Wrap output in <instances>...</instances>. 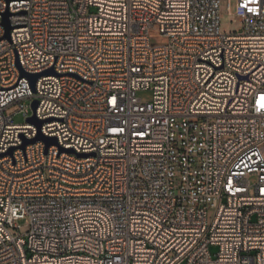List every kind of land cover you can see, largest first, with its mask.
<instances>
[{"label": "built area", "instance_id": "2783aa9c", "mask_svg": "<svg viewBox=\"0 0 264 264\" xmlns=\"http://www.w3.org/2000/svg\"><path fill=\"white\" fill-rule=\"evenodd\" d=\"M233 1L229 33L221 0H0V264H264V0Z\"/></svg>", "mask_w": 264, "mask_h": 264}, {"label": "rangeland", "instance_id": "374dc122", "mask_svg": "<svg viewBox=\"0 0 264 264\" xmlns=\"http://www.w3.org/2000/svg\"><path fill=\"white\" fill-rule=\"evenodd\" d=\"M226 11H227V0H221V2H220V13L222 14V18H221V22H220L221 28L224 29L225 31L229 32V33H233V32H235V30L239 26V23H238L239 17H237L234 14L235 3L233 0L230 2V10L229 11L231 14H226ZM165 41H166L165 36H163V35L155 36L152 39V42L155 44H164ZM23 103L26 105V104H29V101L25 100V101H23ZM17 108H18V106H13L8 111H9V113H12V112L16 111ZM30 112H31V109H30ZM13 122L16 124L25 123V117L21 113H16L13 116ZM210 215L211 214L209 213L208 216H210ZM17 224L20 227V229H19L20 233H24L27 230L26 223L23 219L18 220ZM210 251H211V253H214L216 251V248L211 247Z\"/></svg>", "mask_w": 264, "mask_h": 264}, {"label": "water", "instance_id": "95a60500", "mask_svg": "<svg viewBox=\"0 0 264 264\" xmlns=\"http://www.w3.org/2000/svg\"><path fill=\"white\" fill-rule=\"evenodd\" d=\"M9 15L10 14L7 11L2 15V25H3L4 29H5V34H4L5 38H9V33H10V30L12 29V27L10 25V22H9ZM52 73H53V69L49 68V69L43 71L40 74H27V73L21 71V76L27 77L29 79L31 87L33 88L34 84H35V82H36V80H37V78L39 76L52 74ZM36 106H37V101L34 100L32 102V104H31V107H32L33 111L35 110ZM48 120H50V119H48ZM26 121L31 123V124H34L37 127V129H38V133H37V135L34 138L26 139L24 141V143H23V146H25L28 143H34L36 141H42L44 143V145H45V150H47V148L49 146L57 145L55 138L44 136V135H42L39 132L40 126L44 123V120H39L35 116H31V117L27 118ZM12 150H13V148H11L9 150V152H12ZM63 151L71 152L70 149L66 150V149H64L62 147H58V153H61ZM82 156H85V155H82Z\"/></svg>", "mask_w": 264, "mask_h": 264}]
</instances>
